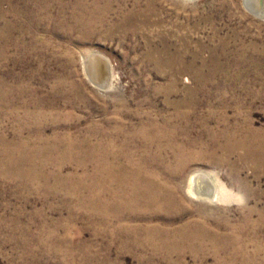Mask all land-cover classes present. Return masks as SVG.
<instances>
[{"label":"rangeland","instance_id":"1","mask_svg":"<svg viewBox=\"0 0 264 264\" xmlns=\"http://www.w3.org/2000/svg\"><path fill=\"white\" fill-rule=\"evenodd\" d=\"M90 56L107 63L104 85ZM157 125L174 148L144 137L124 150L173 188V205L106 221L68 187L92 172L77 146ZM18 139L62 140L72 156L40 179L0 168V264H264V17L246 0H0V160ZM194 173L204 196L189 192ZM153 225L215 238H130Z\"/></svg>","mask_w":264,"mask_h":264},{"label":"bare ground","instance_id":"2","mask_svg":"<svg viewBox=\"0 0 264 264\" xmlns=\"http://www.w3.org/2000/svg\"><path fill=\"white\" fill-rule=\"evenodd\" d=\"M246 3L250 10L258 16L264 17V0H246ZM88 62L89 64L87 65L91 76H93L92 79L94 78L93 80H95V83L104 85L106 82V75L108 73L107 63L104 58L90 56ZM167 122L170 123L171 121L169 120ZM170 125H172V123H170ZM164 129L165 127L157 125L154 133H149L148 129L139 128L135 133H131L124 140L122 145H114L113 143L116 140L113 139V137L108 140V145H105L106 143L104 139H98L96 141L91 140V138L83 139L82 142L79 143L80 145H76L80 148L81 152L79 154L83 156L80 161L82 166H87V164L91 165L92 172L89 174L90 176L88 175V177L85 175L87 178L82 175L85 177V180L88 179V181L81 179V181L78 182L77 180L68 187L71 191H77L76 193L82 189L86 190L88 193L90 192V203L88 202L89 198L86 197V199L88 198L87 202L89 203V208L99 215H104L106 221L111 219L110 215H112L113 218H120L121 216L128 215L129 212L136 213L141 210L146 211L153 208H170L171 205H173V188L168 185L167 182L162 181L158 176V173L157 175H153L154 173L145 171V169L141 168L139 165L128 164L129 161L131 162L133 154L130 156L125 153L127 150H124V148L129 149L128 151L130 152V147L133 149L135 148V140L139 141V139L144 137L147 139V147H153L157 144L159 150L161 151L164 150L166 146L172 147L173 141L171 139V132L169 129ZM165 136H169L170 139L162 144ZM3 141L6 142L5 139H3ZM67 142L68 141H65V144ZM253 142V137H247L243 141H240V143L246 146L249 151L254 148ZM6 144H8V147L5 150L4 161L0 160V168L7 175L40 179L44 176L42 173L44 166L50 164L54 165L57 163L61 164V162L66 159V156L63 154L72 156V154H69V148L71 146H69L68 143V146L66 145L68 149L66 150L69 151L67 152L65 148L64 150L62 149V146H65L62 140H55L54 143H50L49 141L31 143L29 141L26 142L22 139H18L16 142L14 141L13 143ZM129 145L130 147L127 148ZM138 149L144 151L148 148ZM12 151H17L19 157L18 159L15 160L13 158ZM51 153L55 154V156L58 154V160L51 158ZM62 166L63 163L60 167L57 166L59 170H57L58 172H54V175L52 174L53 177H56V175L60 176L59 172L61 171ZM77 173L79 174V172H76V174ZM76 177H78V175ZM56 178L62 181V178ZM201 179L204 180L203 173H194L190 179L189 192L193 196L201 197L205 195L204 193H200L203 192L202 186H198V182H200ZM79 194H81V192H79ZM214 196V199L221 198L219 191L214 193ZM126 231L128 232V228H126ZM144 231L143 235H136L135 239L133 236H130V238L139 245H158V247L164 246L170 248H176L178 247V244H182L184 242L189 243L191 241L194 243L193 241L195 239L196 241L197 239H201L203 241L206 238L205 236H210L211 239L215 238L213 233L211 234L203 229L200 231L198 228L192 229L190 227L189 230L185 228L179 231H173L165 226L153 225L147 226L144 228Z\"/></svg>","mask_w":264,"mask_h":264}]
</instances>
